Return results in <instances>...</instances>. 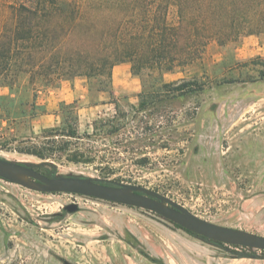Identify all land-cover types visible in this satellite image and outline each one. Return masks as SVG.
<instances>
[{
  "label": "rangeland",
  "instance_id": "rangeland-1",
  "mask_svg": "<svg viewBox=\"0 0 264 264\" xmlns=\"http://www.w3.org/2000/svg\"><path fill=\"white\" fill-rule=\"evenodd\" d=\"M116 70L106 100L85 78L65 80L77 83L78 95H57L62 84L71 87L62 81L36 87L35 101L28 79L0 87V158L47 176L142 186L205 220L264 236V34L211 42L200 63L163 77H196L206 89L155 105L142 104L129 63ZM119 87L126 93L116 94ZM115 118L118 128L102 126ZM69 123L77 137L62 135ZM54 129L60 143L49 147ZM74 201L80 211L64 212ZM192 238L144 209L0 179V264H166L153 252L171 264H264L260 250L201 239L198 248Z\"/></svg>",
  "mask_w": 264,
  "mask_h": 264
},
{
  "label": "trees",
  "instance_id": "trees-1",
  "mask_svg": "<svg viewBox=\"0 0 264 264\" xmlns=\"http://www.w3.org/2000/svg\"><path fill=\"white\" fill-rule=\"evenodd\" d=\"M254 34H264V0H0V87L28 79L35 101L36 87L85 78L114 97L113 70L129 63L143 84L142 104L155 105L207 86L196 77L166 83L165 74L200 63L213 41L226 45ZM102 126L118 128L121 121ZM66 130L63 136L77 137L75 123ZM60 135L51 130L46 144L55 147Z\"/></svg>",
  "mask_w": 264,
  "mask_h": 264
},
{
  "label": "water",
  "instance_id": "water-1",
  "mask_svg": "<svg viewBox=\"0 0 264 264\" xmlns=\"http://www.w3.org/2000/svg\"><path fill=\"white\" fill-rule=\"evenodd\" d=\"M27 178V180H25ZM0 179L41 193H67L140 208L157 214L213 242L264 252V236L205 220L171 198L142 186H131L90 177L47 176L33 167L0 158ZM77 203L64 208L74 214ZM230 252L229 248H226ZM64 264H72L64 261Z\"/></svg>",
  "mask_w": 264,
  "mask_h": 264
},
{
  "label": "crops",
  "instance_id": "crops-1",
  "mask_svg": "<svg viewBox=\"0 0 264 264\" xmlns=\"http://www.w3.org/2000/svg\"><path fill=\"white\" fill-rule=\"evenodd\" d=\"M125 64V63H124ZM127 65V64H126ZM124 67H126V69H127V66H124ZM117 69V66L114 68V73H115V71H117L116 70ZM121 70V69H120ZM119 70V71H120ZM120 74V73H119ZM128 78H126V80H127ZM64 82H70V89H68L67 88V86H64L63 84L60 86V87H58L57 89H55L56 91V93H57V95H60V96H63V97H66L67 95L68 96H73V95H78L77 93H78V90H80V88L78 87V85H77V83L76 82H73V81H63L62 83H64ZM115 85V82L113 81V86ZM79 88V89H78ZM114 89H115V86H114ZM123 91H125V90H121V88L119 87V88H116V90H115V93L116 94H122V93H126V92H123ZM100 94H101V96H100V99H102V100H106L107 98V96H106V93L105 92H99ZM183 230V229H182ZM190 235V234H189ZM192 236V235H191ZM193 238V241H189L191 244H193L194 246H196V247H198V248H202V246H201V244H200V242H198L197 241V239L199 240V241H201V240H203V239H201L200 237H196V236H192ZM196 237V238H195ZM195 238V239H194ZM201 239V240H200ZM203 241H205V240H203ZM154 254L153 255H155V256H157V257H159L160 259H162L166 264H171L170 262H169V260L166 258V256H164V255H162L161 254V256L160 255H158L157 253H155V252H153Z\"/></svg>",
  "mask_w": 264,
  "mask_h": 264
},
{
  "label": "flooded vegetation",
  "instance_id": "flooded-vegetation-1",
  "mask_svg": "<svg viewBox=\"0 0 264 264\" xmlns=\"http://www.w3.org/2000/svg\"><path fill=\"white\" fill-rule=\"evenodd\" d=\"M72 203H77V202H75V201H74V202H72ZM70 204H71V203H70ZM161 249H165V248H164V247H162V245H161Z\"/></svg>",
  "mask_w": 264,
  "mask_h": 264
},
{
  "label": "bare ground",
  "instance_id": "bare-ground-1",
  "mask_svg": "<svg viewBox=\"0 0 264 264\" xmlns=\"http://www.w3.org/2000/svg\"><path fill=\"white\" fill-rule=\"evenodd\" d=\"M25 180H27V178H25Z\"/></svg>",
  "mask_w": 264,
  "mask_h": 264
}]
</instances>
